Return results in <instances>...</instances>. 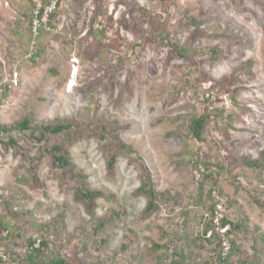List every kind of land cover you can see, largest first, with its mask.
I'll list each match as a JSON object with an SVG mask.
<instances>
[{
	"label": "rangeland",
	"instance_id": "1",
	"mask_svg": "<svg viewBox=\"0 0 264 264\" xmlns=\"http://www.w3.org/2000/svg\"><path fill=\"white\" fill-rule=\"evenodd\" d=\"M42 1L56 18L32 46L33 1L0 0V249L24 262L46 243L36 264H222L220 237L204 235L221 208L241 226L229 264H264V169L247 165L264 155V0ZM30 114L32 130L3 131ZM56 123L76 133L38 142ZM73 171L103 194L94 208ZM147 173L161 200L144 218Z\"/></svg>",
	"mask_w": 264,
	"mask_h": 264
},
{
	"label": "trees",
	"instance_id": "2",
	"mask_svg": "<svg viewBox=\"0 0 264 264\" xmlns=\"http://www.w3.org/2000/svg\"><path fill=\"white\" fill-rule=\"evenodd\" d=\"M56 16L52 15L51 16V22L53 20H55ZM97 19H94L92 22V25H94L96 23ZM32 123H33V119H32V115L30 114L27 118H25L24 120H22V122H20L17 126H15L14 128H10L8 130H3V131H19L20 133H25L29 130H32ZM208 124V117L207 116H200L198 118H196L191 126H190V130H191V135L192 138L196 139L197 141L201 142L203 141V133L207 127ZM40 137L37 138L38 142H43L46 136H58V135H62V134H66L68 137H71L74 133H76V127L74 124L71 123H56L54 125H47V126H43L42 128H40ZM9 146L13 147V148H17L18 144L16 141H14L13 139H11L9 141ZM121 150L124 151L126 154H132V149L129 146H126L124 144H121ZM48 154H51L53 157V164L54 167L57 169H60L64 172H66L68 170V168L71 166V158L70 155L68 153L67 150H65L64 147H61L60 145H56L53 146L51 149H47ZM116 155L109 153L108 154V168L110 170H113L116 164ZM249 167H253V168H257V169H264V155L260 158V160L252 162L247 164ZM73 176L76 179L82 180V188L80 190H78V194L80 195V197L86 201L89 206L91 205L93 208L97 202L98 199L104 197L103 194L101 192H96V191H91L88 189L87 184L85 183L87 180V176H85L83 173L79 172L77 173L76 171H73ZM142 186L141 188L138 190V194L142 195L144 198H146L147 200V207L144 211V218H149L151 216H153L156 212L159 211V202L161 200V195L159 193H157L154 189V185H153V181H152V177L150 173H147L142 181ZM219 212L220 210H217V208H215V210H213V213H211L212 220H210V224L206 226L205 231H204V235H206V237H208V234L210 233V230L213 229L216 235V238L219 237L218 232L216 231V224L214 223L215 218L217 216V212ZM221 226L225 227L227 225H229L231 227L229 235L235 234L236 231H238L239 229H241V226H239L238 224H235V222L232 220V218L227 214L226 210H225V215L223 214V218L220 221ZM104 224H100L98 230H103L104 229ZM212 232V231H211ZM213 233H212V237H213ZM210 237V238H212ZM35 243L33 242L32 244H30V252L27 255V257L25 258L24 262L22 259L21 262L24 264H36L35 262L37 261V258H39V255L42 253L43 249L47 246L46 243H42L39 248L35 247ZM219 248L221 249V244H218ZM233 249V246H232ZM232 252V250H231ZM231 254V253H230ZM229 257V256H228ZM228 257L225 260H222V264H229V260ZM51 264H67L66 261H64L61 258H57V259H53Z\"/></svg>",
	"mask_w": 264,
	"mask_h": 264
},
{
	"label": "built area",
	"instance_id": "3",
	"mask_svg": "<svg viewBox=\"0 0 264 264\" xmlns=\"http://www.w3.org/2000/svg\"><path fill=\"white\" fill-rule=\"evenodd\" d=\"M34 3V14H33V21H32V27H31V38H32V46H35L37 44V41L41 35V31L48 27L49 20L51 18V15L53 14V11L55 9V5L50 6H43L42 0H32ZM219 212H217V216L215 218L214 223L216 224V231L219 234L220 240H221V256L222 260H225L231 253L232 250V243L229 239V232L231 227L229 225L223 227L221 226V219L223 218V214L221 212V208H219ZM6 237L7 234H4ZM212 237V232L208 234V238ZM0 261H2L4 264H23L21 260L16 259L11 261L9 255H7L5 252L0 249Z\"/></svg>",
	"mask_w": 264,
	"mask_h": 264
}]
</instances>
